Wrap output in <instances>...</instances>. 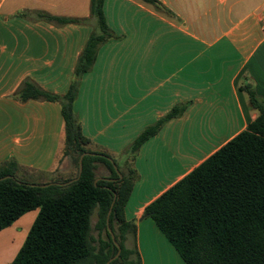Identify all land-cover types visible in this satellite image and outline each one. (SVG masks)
I'll return each instance as SVG.
<instances>
[{
  "label": "crops",
  "instance_id": "1",
  "mask_svg": "<svg viewBox=\"0 0 264 264\" xmlns=\"http://www.w3.org/2000/svg\"><path fill=\"white\" fill-rule=\"evenodd\" d=\"M157 1L160 8L143 0H104L115 37L83 75L74 112L87 149L121 163L148 126L185 107L136 154L125 219L136 225L141 264H186L145 210L258 117L241 87L251 85L264 103V0ZM90 3L0 0V167L14 161L20 181L44 184L58 172L72 178L71 157L61 161L60 103L23 101L19 90L31 81L50 94L68 93L93 28L40 15L83 20ZM38 214L29 211L0 231V264L13 262Z\"/></svg>",
  "mask_w": 264,
  "mask_h": 264
},
{
  "label": "trees",
  "instance_id": "2",
  "mask_svg": "<svg viewBox=\"0 0 264 264\" xmlns=\"http://www.w3.org/2000/svg\"><path fill=\"white\" fill-rule=\"evenodd\" d=\"M160 8L157 0H143ZM40 17L58 24H89L93 31L80 54L74 80L63 96L47 93L31 81L19 90L23 101L46 100L61 105L64 119L63 157L76 156L78 176L82 155L83 172L68 186H32L16 177L18 165L10 161L0 167V231L25 213L39 209L26 240L11 264H107L116 256L107 227L113 200L110 229L121 247L111 264H141L135 236L136 225L125 219V206L137 174L133 161L140 147L171 119L185 110L175 106L167 115L148 126L122 155V162L87 149L78 117L74 112L80 81L91 71L99 49L115 37L104 14V0H91L90 16L83 20ZM249 96L258 117L204 163L161 195L145 210L176 248L186 264H264V103L251 85L241 87ZM104 165L109 176L95 184L97 169ZM45 184V183H44ZM42 185V184H38ZM97 212V222L92 217ZM96 231L97 240L92 232ZM105 234L106 239H103ZM133 246L128 247V237ZM98 242V246L95 243Z\"/></svg>",
  "mask_w": 264,
  "mask_h": 264
},
{
  "label": "water",
  "instance_id": "3",
  "mask_svg": "<svg viewBox=\"0 0 264 264\" xmlns=\"http://www.w3.org/2000/svg\"><path fill=\"white\" fill-rule=\"evenodd\" d=\"M84 156H85V154L82 155L81 158H80V161H79V172H78V176H77L76 178H74V179H72V180H70V181H68V182H66V183H56V182L54 183V182H53V183H45V184H42V185H38V184H30V185H32V186H37V187H43V188H46V187H49V186H52V185H57V186H63V187H64V186H68V185L72 184L73 182L79 180V178H80V176H81V174H82V172H83V158H84ZM110 161L114 164L113 159H110ZM114 166H115V164H114ZM115 170L119 173V170H118L117 166H115ZM6 178H8V177H5V178H3V179H6ZM3 179H0V180H3ZM119 179H122V175H121L120 173H119ZM99 180H100V178L96 179V180H95V184H96ZM115 199H116V195H115ZM115 199L113 200V202H112V204H111V207H110V209H109L108 215H107V227H108V230H109V232H110V234H111V237H112V240H113L115 246L118 248V253L116 254L115 257H113L112 259H110V260L108 261L107 264H111V262H112L114 259L118 258L119 255H120V253H121V247H120V245L117 243V241L115 240V235L113 234V232H112V230L110 229V226H109V225H110V216H111L112 209H113V206H114V203H115Z\"/></svg>",
  "mask_w": 264,
  "mask_h": 264
},
{
  "label": "rangeland",
  "instance_id": "4",
  "mask_svg": "<svg viewBox=\"0 0 264 264\" xmlns=\"http://www.w3.org/2000/svg\"><path fill=\"white\" fill-rule=\"evenodd\" d=\"M71 157V168L73 170V172L71 173V177L73 178L76 173H77V167H76V156L74 155H70ZM64 158H67V157H63L61 159V161L64 159ZM97 174L99 175H105V174H108L109 175V171L106 169V167L104 165H99L98 169H97ZM62 174L60 172L54 174L53 176H51L50 178H48V182L50 181H53V180H66L65 178L68 176L66 174ZM95 222H97V212L95 211L93 217H92V226L94 227L95 226ZM92 235L93 237L97 240L98 238V235H97V232L96 231H93L92 232ZM103 239L105 240L106 239V236L105 234L103 235ZM99 244L98 242L95 243V246L97 247Z\"/></svg>",
  "mask_w": 264,
  "mask_h": 264
},
{
  "label": "built area",
  "instance_id": "5",
  "mask_svg": "<svg viewBox=\"0 0 264 264\" xmlns=\"http://www.w3.org/2000/svg\"><path fill=\"white\" fill-rule=\"evenodd\" d=\"M262 23H263V26H264V10H263V15H262Z\"/></svg>",
  "mask_w": 264,
  "mask_h": 264
}]
</instances>
